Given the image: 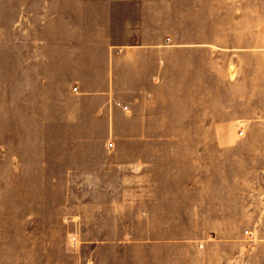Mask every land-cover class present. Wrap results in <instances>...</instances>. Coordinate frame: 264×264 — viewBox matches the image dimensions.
<instances>
[{
  "label": "crops",
  "instance_id": "crops-1",
  "mask_svg": "<svg viewBox=\"0 0 264 264\" xmlns=\"http://www.w3.org/2000/svg\"><path fill=\"white\" fill-rule=\"evenodd\" d=\"M91 4L58 41L67 69L46 123L60 139L44 164L67 173L91 218L180 219L250 149L252 205L264 204V0ZM251 228L252 247L225 264H264L259 208Z\"/></svg>",
  "mask_w": 264,
  "mask_h": 264
},
{
  "label": "rangeland",
  "instance_id": "rangeland-1",
  "mask_svg": "<svg viewBox=\"0 0 264 264\" xmlns=\"http://www.w3.org/2000/svg\"><path fill=\"white\" fill-rule=\"evenodd\" d=\"M91 5V0H0V264L234 261L228 254L252 247L245 231L252 229L257 208L264 211V204L251 201L250 149L237 166L213 172L209 180L216 187L197 189L195 212L184 213L181 206L180 215L187 217L180 219H116L112 212L91 218L94 205L77 194L80 189L65 186L67 173L44 164L45 149L60 139L46 121L60 94L51 89L67 69L58 41L70 36V28L63 24L83 19ZM216 229L235 234L216 235Z\"/></svg>",
  "mask_w": 264,
  "mask_h": 264
},
{
  "label": "built area",
  "instance_id": "built-area-1",
  "mask_svg": "<svg viewBox=\"0 0 264 264\" xmlns=\"http://www.w3.org/2000/svg\"><path fill=\"white\" fill-rule=\"evenodd\" d=\"M75 89H76V87H75ZM243 133H244V130H241V134H243ZM109 145L110 146H113V142H110ZM246 233L249 234V235H251V233L249 232V230H246Z\"/></svg>",
  "mask_w": 264,
  "mask_h": 264
}]
</instances>
